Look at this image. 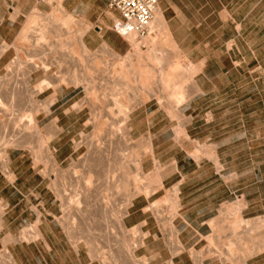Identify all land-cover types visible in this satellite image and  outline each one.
I'll use <instances>...</instances> for the list:
<instances>
[{
    "label": "rangeland",
    "instance_id": "rangeland-1",
    "mask_svg": "<svg viewBox=\"0 0 264 264\" xmlns=\"http://www.w3.org/2000/svg\"><path fill=\"white\" fill-rule=\"evenodd\" d=\"M58 1L60 0H38L33 11L21 19L18 33L7 36L11 42L0 44V51L6 47L2 61L5 65L0 66V77L8 79L13 75L17 64L25 68L24 65L32 61L49 67L50 73L47 77L33 74L32 79L26 82L29 88L35 87L45 78L50 79L52 75L68 83L56 91V102L48 117L45 116V111L53 93L46 91L33 98L36 102L34 125L29 126L30 132L21 140L20 147L8 150L15 179L13 182L8 181L0 169V228L4 209L7 205L15 207L13 216L17 220L11 222L15 234L14 237L7 236L4 243H15L16 238L24 233L26 236L22 241L29 243L34 240L37 223L43 217V212L48 213V208H52L56 212L54 218L62 229L64 240V252L61 248L60 258L50 260L52 264H100V260L91 258L90 253L98 250L107 253L111 245H117L118 251L114 256H107V262L126 264L121 249L131 243V239L137 234L129 229L128 233H124L118 226L119 210L125 206L123 193L114 194L113 202L105 215L99 210L91 209L86 212L84 220H76L72 224L69 222L68 228L51 183L52 176L57 175L54 176L55 181L59 174L50 173L53 169L43 147L47 145L46 142L56 127L61 130L60 138L55 139L50 147L58 150L61 170L68 169L70 156L77 160L86 152L84 146L77 153H74L73 148L94 132L93 126L85 125L91 119V110L86 108L88 106H84L81 112L71 108L74 105L79 107L90 98L100 103V106L94 103V112L100 116L99 124L102 126L116 121L115 119L119 121V117L129 107L134 112L140 107H148L145 111L147 113L138 116L140 129L136 128L134 138H148L150 134L154 145H159H155L157 164L148 160L143 162L144 173L136 182L133 174L127 177L129 190L137 186L151 190L153 194L161 189L160 174L176 156L181 157L183 152L196 160L217 163V147L220 148V157L227 163L229 170L231 167L241 171L255 169L259 176H264V0H157L180 61L183 67L190 68L189 78H192L181 85L185 94L181 110L185 111V115L179 109L183 117L180 120H171L168 115L151 114L157 106L167 107L169 96L176 88L175 82L172 89L163 90L160 85L159 72L168 68L166 62L172 57L170 48H161L164 61L166 59L161 67L144 58L140 59L144 71L153 72L147 85L143 86L137 76L128 75L124 79L127 72L124 57L130 53L128 43L123 41L124 47L118 51L107 44L104 38L103 27L107 26V21L110 22L107 27L115 35L112 22L117 15L108 8L109 0L101 7L99 16L95 15L91 19L73 17L68 24H63V16L57 13ZM64 15L68 14L64 11ZM35 16L36 22L33 20ZM79 22L89 27L83 37L87 54L82 52L78 42V33L82 28ZM40 30L46 31L41 42ZM102 44L107 45V51L101 49ZM141 52L144 55L147 48L141 49ZM132 59L134 63L137 62L136 57ZM69 61L74 63L70 64ZM86 79L91 81L87 93L80 85ZM74 82H79V85L75 86ZM9 85H4L8 88L5 93L10 91ZM195 95L197 96L190 98ZM112 99L123 101L127 108L112 104ZM140 101H144V105H138ZM185 102L187 103L184 104ZM132 116L136 118L135 114ZM55 118L57 122L54 124ZM177 128L186 130L190 141L175 142L173 139ZM0 135L3 136L2 133ZM2 136L0 139L4 137ZM210 151H213L215 159L209 156ZM58 178L61 183L65 182L64 178ZM174 189L151 197L147 209L158 219L164 233L170 230L175 235L169 221L177 210L172 196ZM21 225L22 228L19 227ZM85 239L90 240L89 246L85 244ZM176 242L174 240L173 245L177 249ZM75 245L78 252L73 248ZM5 251L8 252L3 248L0 252V264H10L5 260ZM8 254L17 264L9 252ZM35 254L37 258L34 264H45V260L37 252ZM201 254L202 251L191 252L193 264L195 256H202ZM137 257L142 259L138 255ZM244 259L246 258L223 261L242 264ZM21 261L22 264H27L25 258ZM168 262L172 264L170 260H163L164 264ZM152 263L151 260L150 264Z\"/></svg>",
    "mask_w": 264,
    "mask_h": 264
},
{
    "label": "bare ground",
    "instance_id": "bare-ground-1",
    "mask_svg": "<svg viewBox=\"0 0 264 264\" xmlns=\"http://www.w3.org/2000/svg\"><path fill=\"white\" fill-rule=\"evenodd\" d=\"M57 13L63 16V24L72 22L73 18L71 16L64 15V11L59 3L57 4ZM33 20H35V22L37 21L36 16ZM79 23L82 24V28L78 33V42L82 52L87 54L88 49L83 43V37L89 27L82 22ZM44 35H46V31L40 30V42L44 40ZM124 40L128 43L130 48V53L124 57L127 63V72L124 79H127L128 75L137 76L143 86L147 85L148 81L153 76V72L144 71V67L141 65L140 59L144 58L145 60L151 61L154 65L161 67V65L163 66V63L166 62V59L164 61V55H162L161 48L163 49V47H167L172 50V57L170 60L168 59V62H166L168 64L166 65L168 67L167 70H161L159 72L160 85L163 90H167L172 89V84L175 82L176 85L174 86H176V88L174 89V92L171 90L172 93L169 96L170 99H168L170 101L167 102L166 106L177 110L171 111V113H169V110L166 112L171 120L182 119L183 117L178 112V108L182 106L185 99V94L182 91L181 85L187 79L191 80L192 78H189L190 68L183 67L180 61L176 45L171 38L169 27L163 17L161 9L156 7L153 20L150 25L149 34L144 39L137 40L134 37H130ZM145 47L147 48V53L143 55L141 49ZM5 49L6 47L0 51V56ZM101 49L107 51L108 47L107 45L102 44ZM132 57H136V63L133 62ZM72 63L74 62H70V64ZM24 66L25 68L21 67L20 64H17L13 75H11L8 79L0 77V133L4 136L0 135L3 137L0 139L2 147L0 150V169L2 170L5 178L10 182L14 181L15 176L11 169V157L8 150H14L20 147L21 140L27 133L30 132L31 128L29 129V132L28 128L29 126L32 127L31 125L34 122V109L36 104L33 98L45 93L46 91H51V93H53L51 101L47 104V110L45 111V116L48 117L51 115V108L56 102V100H54V96L56 97V91L59 88L68 85L66 80L59 79L58 76L52 75L50 76V79L45 78L35 87L29 88L26 82L32 79L33 74H42V76L47 77L50 73V68L42 63H34L32 61H29ZM88 79H86V81H88ZM86 81L82 80L80 85L81 87L83 86L84 91L87 93V91L90 90L88 86H90L91 81ZM78 83H76V85L74 82L75 86H78ZM4 85L10 86V91L8 93H5L8 88L6 86L4 87ZM192 89L195 90V87L192 86ZM94 103L97 102L88 98L87 101L83 102L79 107L74 105L71 108L75 111L81 112L84 106H88L86 108L91 110L92 116L91 119H88L85 122V125L93 126L94 132L91 133L89 138H85L84 142L75 144L73 148L74 153L79 152L83 146L85 147L86 152L77 160H73L70 156V165L67 170H61V167L58 164V150L55 147H50L53 141L58 139L61 134V130L59 128L55 127L54 133L50 135L48 141L46 142L47 145L44 144L45 147H43L45 148L44 154L46 153V158H48L51 168L53 169L50 173H57L59 174L58 177L64 178L65 180V182L63 181L64 183H61L57 177L54 181V176L57 175H53L51 183L53 191L60 202L61 210L63 211L64 223L67 222L66 226L68 228H70L69 222L72 224V222H75L76 220H84L87 215L86 212L91 209L99 210L101 211V214L105 215L106 211L110 208L113 202L114 194L116 195L120 192L123 193V201L125 203V206L119 210V222H121L128 214V209L131 207L135 198L143 196L148 199L152 195L151 190L137 186L132 190L127 189V177L129 175L133 174L136 182L137 178L144 173L143 162L148 160L154 165L157 164L156 148L152 137L149 134L148 138H134L137 126L135 125L136 120L132 115L135 114V112L132 108H127V105H125L123 101H118L116 99L111 100L112 104L119 107L124 106L127 109L124 111L123 115L120 116L121 118L119 117V121L115 119L117 122H107L108 124L103 126L99 124L100 116L96 115L94 112ZM143 103L145 102L140 101L138 105L141 106ZM104 104L106 105V103ZM105 105L104 107H107ZM38 106L39 105L37 104V108ZM101 119L104 120V118ZM105 120L107 119L105 118ZM53 122L55 124L57 122V118L53 119ZM105 122L106 121H104V123ZM52 129L53 128H51V130ZM174 136L175 139L173 140L177 143L180 140L190 141L188 133L183 128H177ZM6 137H8V139H6ZM213 151L208 152V154L210 157H214L215 159V156L212 153ZM174 166L175 165L173 164V167ZM43 173L48 174V172ZM176 194L177 191L173 190L172 196L175 198V208L177 206ZM152 208H154V206H152ZM145 211L150 212L148 209ZM173 217L174 216H171L169 221H171ZM120 228L122 229L121 225ZM106 231L109 232L108 229H106ZM132 232L138 235L134 236L131 239V243L121 249L122 253L124 252V257L127 263L149 264V261L143 257H141V260L137 257V252L145 245L144 240L148 234H139L137 229L132 230ZM34 235L35 237L33 241L40 238L38 230L35 231ZM25 236L26 234L24 233L16 240L22 241ZM84 242L87 246L91 243L88 239H85ZM176 246L178 248L180 247L179 242H176ZM74 250L78 252L77 245L74 246ZM116 251H118V246L111 245V247H108L107 253L100 252L98 250L91 252L90 257L97 258V260L99 259L100 264H109V262H107V256H114ZM4 256L6 262L15 264L10 258L8 252L5 251ZM202 261V256H195V264H202ZM245 263L246 260L242 262V264Z\"/></svg>",
    "mask_w": 264,
    "mask_h": 264
},
{
    "label": "crops",
    "instance_id": "crops-1",
    "mask_svg": "<svg viewBox=\"0 0 264 264\" xmlns=\"http://www.w3.org/2000/svg\"><path fill=\"white\" fill-rule=\"evenodd\" d=\"M37 3L38 0H0V44L11 42L7 36L18 33L21 19L29 15ZM58 3L67 16L91 19L95 15L99 16L106 0H60ZM112 23L114 25V21ZM106 25H110V22L107 21ZM107 26L103 27L105 42L121 51L125 40L111 33ZM3 53L0 66L5 65L2 64ZM179 109L185 115L182 106L178 112ZM147 110L148 107L144 106L135 112L137 129H140L138 116L147 113ZM168 110L171 113L177 109L157 106L151 114L168 115ZM183 153L181 157L176 156L160 174L162 188L148 199L143 196L135 198L128 214L118 224L124 233L137 229L139 234H148L145 245L138 250L137 255L146 257L149 264L151 260L152 264H164L163 260H170L172 264H193L191 252L202 251V264H229L223 260H241L244 257L245 264H264V176H259L255 169L241 171L231 167L229 170L227 163L220 157L219 147L215 148L217 163L196 160ZM173 188L177 191V210L170 223L175 235L170 230L164 233L155 215L145 211L151 197ZM14 209L7 205L1 216L0 252L6 248L17 264H22V258L26 259L27 264H34L36 252L45 260V264H52L50 260L60 258L61 248L64 252V240L62 229L54 218L56 212L52 208H48V213L43 212L37 224L39 239L29 243L18 240L4 243L7 236L15 234L11 228V222L17 220L13 216ZM174 240L179 242L180 249L174 247Z\"/></svg>",
    "mask_w": 264,
    "mask_h": 264
},
{
    "label": "built area",
    "instance_id": "built-area-1",
    "mask_svg": "<svg viewBox=\"0 0 264 264\" xmlns=\"http://www.w3.org/2000/svg\"><path fill=\"white\" fill-rule=\"evenodd\" d=\"M157 0H110L108 8L118 16L113 30L122 39H144L149 34Z\"/></svg>",
    "mask_w": 264,
    "mask_h": 264
}]
</instances>
